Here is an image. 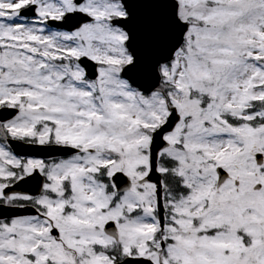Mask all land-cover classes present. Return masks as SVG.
Masks as SVG:
<instances>
[{
  "label": "snow or ice",
  "instance_id": "1",
  "mask_svg": "<svg viewBox=\"0 0 264 264\" xmlns=\"http://www.w3.org/2000/svg\"><path fill=\"white\" fill-rule=\"evenodd\" d=\"M0 264H264V0H0Z\"/></svg>",
  "mask_w": 264,
  "mask_h": 264
}]
</instances>
